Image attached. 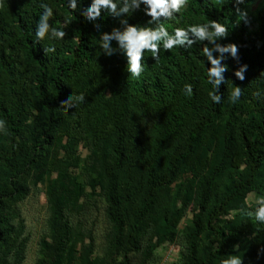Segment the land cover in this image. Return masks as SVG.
Returning a JSON list of instances; mask_svg holds the SVG:
<instances>
[{
	"label": "trees",
	"instance_id": "trees-1",
	"mask_svg": "<svg viewBox=\"0 0 264 264\" xmlns=\"http://www.w3.org/2000/svg\"><path fill=\"white\" fill-rule=\"evenodd\" d=\"M253 1L188 0L179 16L162 21L170 32L210 20L226 26L218 42L236 44L239 60L222 61L229 70L214 104L202 54L207 41L161 49L159 62L146 52L139 78L127 72L122 53L103 54L100 34L121 27V18L147 25L143 5L127 17L102 12L89 22L66 0H43L56 12L50 25L66 24V36L33 44L42 0H0V264L24 259L18 204L38 182L50 216L36 264H110L90 245L76 256L84 239L76 219L102 202L113 226L108 255L122 257L116 264H129L134 253L149 260L175 242L192 205L183 264H226L233 255L264 264V224L248 215L264 194V13L252 21ZM49 44L55 53H44ZM241 63L248 65L243 81L234 76ZM185 83L193 85L190 97ZM234 86L243 92L235 104ZM77 93L85 103L62 111L61 101Z\"/></svg>",
	"mask_w": 264,
	"mask_h": 264
},
{
	"label": "clouds",
	"instance_id": "clouds-1",
	"mask_svg": "<svg viewBox=\"0 0 264 264\" xmlns=\"http://www.w3.org/2000/svg\"><path fill=\"white\" fill-rule=\"evenodd\" d=\"M80 4L81 0H66L65 6L73 13H81L89 22H95L98 18H102V12L110 13L114 17H127L140 9L141 5L144 6L145 15L150 17L147 25L131 24L127 18H121L119 21L121 27H114L111 32H102L99 38V48L104 55L111 57L120 52L126 57V70L134 78H139L144 72L142 61L146 52L150 53L155 62H159L161 49L170 52L174 48L188 50L195 43L207 41L211 47L205 45L202 48V54L210 62V67H206V78L212 91H209L208 95L212 103H221L222 96L219 93V88L226 81L224 73L229 70L228 65L222 61L227 56L239 60L236 44L218 42L227 34V28L224 24L210 20L207 23L185 27L177 26L170 32L162 21L174 20L179 16L182 10L187 7L188 0H91L88 6L83 8L80 7ZM39 7L42 11L38 12L33 33V44L41 43L45 38L62 41L66 36V24L52 27L49 21L55 18L54 8L44 3L43 0ZM112 41L116 42V47L113 46ZM55 51V44H49L47 48H44V53H55ZM214 53H218V55H214ZM247 68V64H239V67L234 70V76L243 81ZM183 90L186 96L193 95L194 90L191 83H185ZM242 95V88L234 86L229 94L230 102L237 103ZM256 95L259 96L260 92H257ZM84 103L85 94H69L61 101L62 111L68 108L76 109L78 105ZM4 128L5 123L0 120V131H3ZM250 208L248 215L253 217L257 223L264 224V194L257 196L254 206H250ZM8 260L9 264H13L11 256ZM226 264H242V260L233 255Z\"/></svg>",
	"mask_w": 264,
	"mask_h": 264
},
{
	"label": "rangeland",
	"instance_id": "rangeland-1",
	"mask_svg": "<svg viewBox=\"0 0 264 264\" xmlns=\"http://www.w3.org/2000/svg\"><path fill=\"white\" fill-rule=\"evenodd\" d=\"M264 13V0H254L249 7V14L252 21H260L261 15ZM264 83V82H263ZM88 150L80 147V155L85 158ZM83 172L79 176L83 177ZM45 184L38 182L32 186L28 197L18 204V218L22 222L23 236L27 240L24 259L19 264H36L41 256V243L47 238L48 226L47 220L50 216V204L45 192ZM97 199H101L99 191L95 194ZM253 199V196L251 197ZM195 206L192 205L182 218L178 226L179 237L175 242L165 243L157 249L154 255L145 261L141 253L129 254V264H183L182 253L186 250V237L183 232L191 226V220ZM77 224L82 227L80 238L83 240L77 243V254L79 257L83 246H93V256L99 260H110V264H116L121 261V256L115 254L108 255V250L112 248V231L113 226L104 214V203L89 210L83 211L76 219Z\"/></svg>",
	"mask_w": 264,
	"mask_h": 264
}]
</instances>
